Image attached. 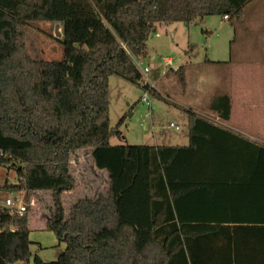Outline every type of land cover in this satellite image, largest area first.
<instances>
[{
	"label": "trees",
	"instance_id": "16d2710c",
	"mask_svg": "<svg viewBox=\"0 0 264 264\" xmlns=\"http://www.w3.org/2000/svg\"><path fill=\"white\" fill-rule=\"evenodd\" d=\"M252 1L0 0V168L19 179L4 190L52 193L47 227L66 244L57 261L36 256L35 264L264 263L252 258L264 226H190L204 217L185 209L196 192L214 198V185L263 173L264 146L193 110H187V146L111 144L122 124L111 125L110 79L140 87L137 63L148 59L158 25L190 27L212 16L243 22ZM35 22L63 25L61 61L29 54ZM208 109L228 122L232 100L216 96ZM81 153L94 172L107 175V190L80 199L66 219L61 199L77 186L71 166ZM27 201L23 215L0 207V264H31Z\"/></svg>",
	"mask_w": 264,
	"mask_h": 264
},
{
	"label": "rangeland",
	"instance_id": "374dc122",
	"mask_svg": "<svg viewBox=\"0 0 264 264\" xmlns=\"http://www.w3.org/2000/svg\"><path fill=\"white\" fill-rule=\"evenodd\" d=\"M62 41L63 36H58L53 23L35 22L29 26L27 49L33 58L42 61H61L64 58ZM147 47L149 59L143 61L142 65L143 67L150 65L152 71L154 70L150 74L151 82L156 84V81L161 80L167 85L169 92L172 93L173 89L175 92L167 96L162 84L158 83L156 84L158 93L156 96L150 95V104H147L140 101L145 94L142 88L117 77L111 78L110 121L113 128L122 124L121 136L113 137L112 145L155 146L157 142L162 146L168 143L177 145L176 141L187 133V110L196 108L188 105V99L178 97V93L181 92L191 93L192 96L198 94V99L202 102L200 107L201 114L204 115L202 117L216 121V118L206 112L208 99L213 92L208 93L210 92L208 85L202 87L205 88L203 94L200 92L201 76L206 78L205 81H209V77L224 73L225 69L220 66L231 61L232 65L238 62L256 61L259 55L260 61H258L264 69V0H254L246 7V17L243 22L212 16L198 20L190 27L183 23L158 25ZM165 59H173L174 67L178 68V71H169L163 62ZM181 66L189 68L187 81H184L186 78ZM164 73H167L168 77L164 78ZM257 85L264 88V81L262 82L261 79ZM71 172L77 180V186L73 191L75 194L65 192L62 195L66 219L70 215L71 208L80 199L91 197L96 192H105L108 182L105 173L92 171V160L84 153H81L79 161L73 162ZM8 178L11 183L16 184L18 177L15 172L2 169L0 184ZM1 192L0 206L2 203L5 206V200L9 195H5L7 192L4 190ZM20 197L23 198L27 208L28 199L31 205L34 204L30 207V240L33 254L31 264H35L36 256L45 263L57 261L66 250V244L60 242L47 227L48 219L54 209L52 193L40 192L31 195L22 193Z\"/></svg>",
	"mask_w": 264,
	"mask_h": 264
},
{
	"label": "crops",
	"instance_id": "0c3cea01",
	"mask_svg": "<svg viewBox=\"0 0 264 264\" xmlns=\"http://www.w3.org/2000/svg\"><path fill=\"white\" fill-rule=\"evenodd\" d=\"M54 25L56 28L58 27V30L61 32V36H63V25ZM258 60H253L251 62H238L235 65H232L231 61L224 66H220L222 69H225L223 71L224 73H221L215 77H209V81H205L206 78L202 75L200 79V83L202 82L201 88L199 89L203 94L205 88L202 87L204 85H208L210 91L208 93L213 92L208 99V108L210 102L216 96L228 94L232 100V114L231 119L228 122L220 121L219 118H216L207 108L208 111L206 112L218 120V122L215 121L216 126L230 131L255 145L264 146V121L261 120V118L264 116V88L258 87L257 85L261 79L262 82L264 81V69L263 66H260V60ZM148 67L151 68L150 65ZM180 68L184 77L186 78L184 81H187V73L189 72V68L187 66H181ZM260 68H262V70L259 71ZM153 71L151 68V73H153ZM166 75L167 73H164V78L168 77ZM158 83L162 84V88L165 90V94H167V96L175 92V89H173L172 93L169 92L167 85H164L161 80L156 81V84ZM156 84L154 91L158 93ZM178 95V97L181 99H188V105L196 107L193 109V111L198 113L200 116H204L201 114L200 107L202 102L199 101L198 94L192 96L193 94L191 95V93L181 92L178 93ZM140 101L146 103L143 101V97ZM176 142L177 143L175 144L177 145H173L174 143H168L166 146L189 145L190 136L188 130L187 133H185V136L178 139ZM158 146L162 145L157 142L154 147ZM2 169L4 168H0L1 177ZM236 177L239 178L240 181H232L226 182L224 184L214 185L212 187L215 192L214 198L213 196L211 197L210 193L205 190L191 195L187 199L188 201L185 205L186 212H196V217L201 216L199 213H202L204 219L201 218L202 221H193L192 219L187 224L190 226H199L200 228L205 226L212 227L215 225L255 228L263 227L264 172H250L240 176H235L234 178ZM6 185L11 186L16 184L13 182L11 183L9 178L8 180H3V182L1 181L0 194L2 193L1 190H4ZM72 193L75 194V192ZM5 195H9L7 199L17 196V194L13 191H9ZM2 206H4L3 203L0 207ZM210 213H214L213 219L209 217ZM189 215L191 214L189 213ZM254 240L258 242V249L256 250L257 252L252 254V258L259 260V262H264V232L261 230L257 232Z\"/></svg>",
	"mask_w": 264,
	"mask_h": 264
},
{
	"label": "built area",
	"instance_id": "2783aa9c",
	"mask_svg": "<svg viewBox=\"0 0 264 264\" xmlns=\"http://www.w3.org/2000/svg\"><path fill=\"white\" fill-rule=\"evenodd\" d=\"M228 17H226L227 19ZM165 67L169 68V71L172 70L174 72L178 71V68L174 67V61L173 59H165L164 61ZM137 67L139 69V71L141 72L142 75V80L140 82V87L144 90L145 94L143 96V101L146 102L147 104H150V95H152V90L155 89V84H153L151 82L150 79V73L151 70L150 68L147 67H143L141 62L137 63ZM216 121L218 122V120L216 119ZM177 129H179L177 127ZM16 184H19V179L16 178ZM22 193L19 194V197H15V198H10L7 199L5 202V205L7 208L12 209L16 214H20L23 215L25 212H27V206L25 205V202L23 200L21 196ZM32 205H34L32 203Z\"/></svg>",
	"mask_w": 264,
	"mask_h": 264
},
{
	"label": "water",
	"instance_id": "95a60500",
	"mask_svg": "<svg viewBox=\"0 0 264 264\" xmlns=\"http://www.w3.org/2000/svg\"><path fill=\"white\" fill-rule=\"evenodd\" d=\"M56 32H57L58 36H61V34H59L58 27L56 28Z\"/></svg>",
	"mask_w": 264,
	"mask_h": 264
}]
</instances>
